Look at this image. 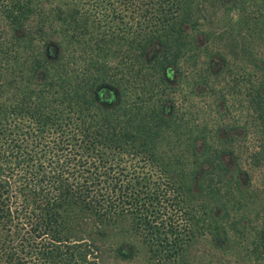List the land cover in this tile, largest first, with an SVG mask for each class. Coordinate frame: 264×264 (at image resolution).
I'll return each mask as SVG.
<instances>
[{"label": "trees", "instance_id": "trees-1", "mask_svg": "<svg viewBox=\"0 0 264 264\" xmlns=\"http://www.w3.org/2000/svg\"><path fill=\"white\" fill-rule=\"evenodd\" d=\"M254 180L264 0H0V264H188Z\"/></svg>", "mask_w": 264, "mask_h": 264}, {"label": "rangeland", "instance_id": "rangeland-1", "mask_svg": "<svg viewBox=\"0 0 264 264\" xmlns=\"http://www.w3.org/2000/svg\"><path fill=\"white\" fill-rule=\"evenodd\" d=\"M251 172L254 174L257 173L256 169H252ZM254 181L255 182L253 184L258 186L260 192H263L264 182ZM247 183L248 182H244L243 187L246 186ZM251 205L252 207L249 206V210H247L246 215L241 220L240 226L245 227V230H243L244 232H241L242 237L239 235L237 236V233L230 227V222L232 221L231 219L228 220V222L226 221V233L222 234V237H219L216 240H213V238H206L203 233L198 234L194 247L192 248V254L190 252V254L186 257L187 263L262 264L264 253L261 255V249L254 252L253 241L257 237V233L256 229L252 227V223L254 226L259 225L260 220L258 218L264 215V204L262 202H257ZM197 210V215H201L199 205ZM257 212H259V214Z\"/></svg>", "mask_w": 264, "mask_h": 264}]
</instances>
